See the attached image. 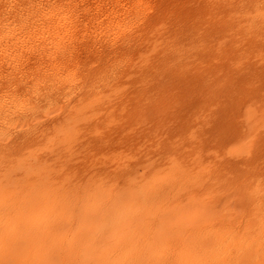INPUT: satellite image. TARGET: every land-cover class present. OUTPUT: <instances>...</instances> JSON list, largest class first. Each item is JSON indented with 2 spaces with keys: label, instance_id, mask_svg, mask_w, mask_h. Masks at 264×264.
Listing matches in <instances>:
<instances>
[{
  "label": "rangeland",
  "instance_id": "1",
  "mask_svg": "<svg viewBox=\"0 0 264 264\" xmlns=\"http://www.w3.org/2000/svg\"><path fill=\"white\" fill-rule=\"evenodd\" d=\"M246 3H170L135 74L90 75L0 139V264H174L201 231L249 221L218 186L264 154V0ZM166 177L180 184L161 195ZM257 240L248 264L264 226Z\"/></svg>",
  "mask_w": 264,
  "mask_h": 264
},
{
  "label": "bare ground",
  "instance_id": "2",
  "mask_svg": "<svg viewBox=\"0 0 264 264\" xmlns=\"http://www.w3.org/2000/svg\"><path fill=\"white\" fill-rule=\"evenodd\" d=\"M185 1L0 0V139L6 142L15 139L17 126L27 124L35 108L46 107L70 91L88 87L90 75H104L115 82L131 69L135 74L138 69L131 67V62L151 23L165 16L170 3L177 6ZM239 2L253 3L254 0ZM262 148L264 150V146ZM259 152L261 149H252L250 156H257ZM240 168L244 169L243 173L232 172L230 178L219 182L218 186L224 196L236 195L246 203L249 221L225 226L223 219L218 229L201 231L189 246H182L176 252L174 264H248L254 261L259 240L252 242L251 233L262 231L264 226V212L261 213L264 154L256 159H244ZM178 184L179 180L166 177L160 194H168L169 188ZM73 204L68 206L72 208ZM26 255L23 253V257L27 258ZM134 257L124 258L123 262L144 264L152 255L145 261Z\"/></svg>",
  "mask_w": 264,
  "mask_h": 264
}]
</instances>
